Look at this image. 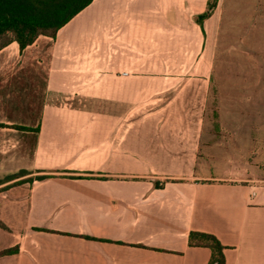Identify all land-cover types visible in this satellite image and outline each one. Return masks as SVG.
<instances>
[{
  "label": "crops",
  "instance_id": "crops-1",
  "mask_svg": "<svg viewBox=\"0 0 264 264\" xmlns=\"http://www.w3.org/2000/svg\"><path fill=\"white\" fill-rule=\"evenodd\" d=\"M209 1L94 0L0 50V264H210L192 232L264 264V0Z\"/></svg>",
  "mask_w": 264,
  "mask_h": 264
},
{
  "label": "trees",
  "instance_id": "trees-1",
  "mask_svg": "<svg viewBox=\"0 0 264 264\" xmlns=\"http://www.w3.org/2000/svg\"><path fill=\"white\" fill-rule=\"evenodd\" d=\"M94 0H0V50L17 42L21 50L32 45L40 36L55 38L58 31ZM217 0H210L208 10L198 18L200 24L214 11ZM46 176H39L43 180ZM14 179V178H10ZM0 181V185L8 181ZM33 179H30V182ZM1 227L6 229L3 224ZM190 244L208 247L212 251L210 264H225L224 247L211 234H190ZM16 249L2 254L15 253Z\"/></svg>",
  "mask_w": 264,
  "mask_h": 264
},
{
  "label": "rangeland",
  "instance_id": "rangeland-1",
  "mask_svg": "<svg viewBox=\"0 0 264 264\" xmlns=\"http://www.w3.org/2000/svg\"><path fill=\"white\" fill-rule=\"evenodd\" d=\"M163 69H165V73L166 74H174V75H178V74H182V73H185V71H186V69L185 68H183V67H181V66H174V67H171L170 69H169V71L167 70V68H163ZM158 70H160V68H158ZM142 73L141 74H150V68H142ZM171 72V73H170ZM160 73V72H159ZM97 86L96 84H89V86ZM93 103H96V100H93V101H91V100H89V105H94ZM97 105V104H96ZM6 179L5 178H3V179H0V181H5Z\"/></svg>",
  "mask_w": 264,
  "mask_h": 264
}]
</instances>
